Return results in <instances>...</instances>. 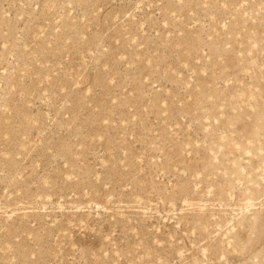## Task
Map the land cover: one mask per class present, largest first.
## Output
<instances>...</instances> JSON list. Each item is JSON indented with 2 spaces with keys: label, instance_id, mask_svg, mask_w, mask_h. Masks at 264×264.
<instances>
[{
  "label": "rangeland",
  "instance_id": "1",
  "mask_svg": "<svg viewBox=\"0 0 264 264\" xmlns=\"http://www.w3.org/2000/svg\"><path fill=\"white\" fill-rule=\"evenodd\" d=\"M0 264H264V0H0Z\"/></svg>",
  "mask_w": 264,
  "mask_h": 264
}]
</instances>
